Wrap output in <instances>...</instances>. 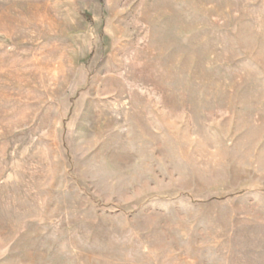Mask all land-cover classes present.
Masks as SVG:
<instances>
[{"label": "rangeland", "instance_id": "rangeland-1", "mask_svg": "<svg viewBox=\"0 0 264 264\" xmlns=\"http://www.w3.org/2000/svg\"><path fill=\"white\" fill-rule=\"evenodd\" d=\"M0 264H264V0H0Z\"/></svg>", "mask_w": 264, "mask_h": 264}]
</instances>
